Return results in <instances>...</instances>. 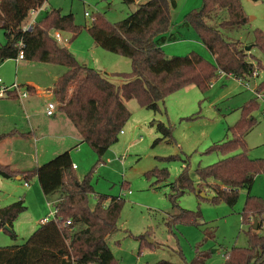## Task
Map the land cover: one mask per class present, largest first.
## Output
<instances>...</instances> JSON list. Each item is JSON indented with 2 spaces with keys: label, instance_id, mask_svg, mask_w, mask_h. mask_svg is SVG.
<instances>
[{
  "label": "trees",
  "instance_id": "1",
  "mask_svg": "<svg viewBox=\"0 0 264 264\" xmlns=\"http://www.w3.org/2000/svg\"><path fill=\"white\" fill-rule=\"evenodd\" d=\"M122 1L132 5L138 0ZM45 2L0 0V28L6 37V41L0 44V63L16 58L22 42L25 60L66 67L53 88L59 111L71 120L82 140L99 158L118 142L119 134L131 116L125 100L135 98L143 107L157 111L159 103L167 96L189 85L205 91L220 74L246 81L255 73L258 75L259 70H264V60L246 51L243 41L232 36L249 22L242 0H204L202 6L187 13L180 24L196 32L213 55V61L195 51L171 57L165 53L163 45L181 37L179 32H171L174 25L172 11L177 0L138 3L135 11L114 23L101 14L96 15L88 27L94 42L131 59L132 71L119 74L122 78L119 84L114 83L107 73L79 62L69 48L53 38L52 31L79 30L72 13L62 14L60 9H52L37 19L30 29L24 30L31 11ZM251 47L264 58V30H253ZM28 90H34L33 86H27ZM256 91L264 94L263 82L256 86ZM256 98L241 107V117L229 127L232 138L212 146L225 157L197 169L201 181H216L207 184L215 191L213 202L224 200L234 205L240 190L250 191L256 175L264 170V159L251 158L245 140L258 122L253 114L260 108ZM157 127L163 138L173 139L172 128L162 122ZM14 135L26 137L28 133L17 130L1 133L0 142ZM73 164L69 150L24 171L0 163V176L8 179L21 176L28 183L36 177L47 200L57 201L54 204L55 218L41 223L22 245L0 247V264H118L107 236L118 228L124 199L97 193L90 182V173L82 181L78 180ZM152 172L164 178L167 176L166 169ZM172 187L175 193L170 197L174 207L179 209L172 221L195 222L200 211L185 210L177 202L186 189L195 190L188 166ZM202 190L203 185L198 192ZM92 196L96 199L93 205ZM26 208L23 199L0 207V231H7L15 239L14 223ZM262 212L264 203L249 193L242 211L243 221L250 223V218L255 217L257 228L254 229L255 222L250 223L248 246L232 247L222 264H264V222L258 217ZM69 220L70 223L66 224ZM153 264L176 263L162 259Z\"/></svg>",
  "mask_w": 264,
  "mask_h": 264
},
{
  "label": "rangeland",
  "instance_id": "2",
  "mask_svg": "<svg viewBox=\"0 0 264 264\" xmlns=\"http://www.w3.org/2000/svg\"><path fill=\"white\" fill-rule=\"evenodd\" d=\"M146 1L138 0L136 4L127 5L122 0H46L39 13H30L25 26L52 9H60L62 14L72 13L79 30H60L69 42L59 44L69 46L81 63L108 73L112 81L119 84L122 81L119 74L132 71L131 59L100 47L94 42L88 27L98 14L114 23L135 11L138 3ZM203 1L177 0L172 11L174 24H181L186 14L200 8ZM242 3L249 22L232 36L243 41L246 51L264 60L263 55L251 47L253 30H264V0H242ZM176 28L181 32V37L164 46L168 56H185L195 51L210 61L214 60L192 28L179 25ZM5 41L4 30L0 28V44ZM92 44H96L94 48ZM44 63L22 60L17 64L15 58L5 60L0 63V78L5 83L9 81L8 85L16 82V77L18 84L25 83V78L29 77L46 81V73L41 69L44 68ZM50 66L47 68L66 70L63 65ZM258 73L257 77L246 81L220 74L205 91L196 85H189L167 96L164 102L159 103L160 109L157 111L143 107L135 98L125 100L131 116L123 127V133L119 134L118 142L101 158L87 142L79 143L71 150L73 162L78 167V180L82 181L90 173V182L97 193L110 197L122 196L124 199L118 228L107 236L108 245L118 264H153L162 259L176 264H222L232 247L248 246L247 230L250 229V223H254L255 217L250 218V223L243 221L242 211L249 193L264 203V170L256 175L250 191L240 190L236 203L231 206L224 200H211L215 191L207 184L216 181H201L197 169L225 157L212 146L232 138L229 127L241 117V107L256 98V86L264 83V70H259ZM246 83H249V88ZM25 90L27 91V87L23 86L22 91ZM7 97L8 93L4 99ZM27 98H30L29 111L38 113L35 121L40 124V128L36 126L35 129L42 137L45 121L48 120L42 113L44 100L29 97V92ZM27 98L24 100H28ZM256 99L260 108L253 114L258 122L247 133L245 140L249 156L264 159V94L262 98ZM4 109L23 116L22 104L18 100L15 105ZM63 114L57 111L58 116ZM23 120L26 119L17 118L20 123ZM159 122L172 128V140L163 138L157 127ZM159 138L162 139L157 141ZM32 139L28 138L31 144L25 139H12L13 155L27 168L37 165L36 148ZM53 141L55 140L50 138L36 143L38 150L50 149ZM55 155L57 154H49L45 160H40L41 164ZM186 166L195 190L186 189L177 202L185 210L200 211V215L195 222L172 221L173 216L179 213L170 197L175 193L172 184ZM156 169H166L167 176L164 178L152 172ZM24 183V178L8 179L0 176V207L20 199H23L27 207L14 223L17 234L15 239L7 231H0V247L22 245L41 224V220L54 213L55 207L48 203L38 179L35 177L29 181L31 187ZM202 185L203 190L199 193L198 189ZM201 193L211 198H204ZM95 201L92 196L91 204ZM258 217L264 222V212Z\"/></svg>",
  "mask_w": 264,
  "mask_h": 264
},
{
  "label": "crops",
  "instance_id": "3",
  "mask_svg": "<svg viewBox=\"0 0 264 264\" xmlns=\"http://www.w3.org/2000/svg\"><path fill=\"white\" fill-rule=\"evenodd\" d=\"M177 25H179V27H180L179 23L174 24L171 32H173V33L179 32V34H181L179 29L176 28ZM169 42H173V41H169ZM169 42L165 43L163 45V47L168 46ZM92 45H93L92 48H94V46L96 44H92ZM66 47L72 50V48H70L69 46H66ZM213 59H214V57H213ZM20 61H22V60H20ZM20 61H16V63L19 64ZM50 65H52V63H44V68H41V69H44V71L46 73V76H47V77H45L46 81L37 80V79H34L32 77H29V78H25V83H19L22 87L23 86L24 87L33 86L34 90H32V91L28 90L29 97L32 96V97H37V98L44 100V108L42 110V113H43V115H45V119H46V117H48V120L45 121V123H46L44 126L45 130L42 132V137H40V135H38L36 133V129H35L36 126H38L40 128V124L35 121V118H37L38 113H35V112L32 113L29 111L30 98L26 97L28 100H24L25 98H20L17 94L16 95H8V97L6 99H4L5 95L0 96V134L11 131V130H17L20 133H28V136H26L25 138L23 136H20V135H14L13 137H9V138L3 140L2 142H0V163L10 165L11 168H13V169H18L21 171L31 169V168L25 167L13 155V150L11 147L13 145V142H12L13 138L25 139L27 141H30V140H28V138H30V139L33 138L32 142L36 148V159H35L36 164H37L36 166L41 165L40 160H45V158H47V156H49V154L50 155L51 154H59L63 151H67V150L71 151L74 148H76L79 143L84 142L82 140L80 134L78 133L77 129L75 128L74 124L71 122V120L65 114L59 115V116L57 115V111L59 110V105L57 106V110H56L54 115L49 116L46 113V108H47L48 102L55 101L58 104L57 100L54 97L53 88H54L55 81L57 80L59 75H61L64 72L61 70L58 71L54 68H52V69L47 68V67H51ZM109 76H111V75H109ZM17 81H18V78L16 77V82ZM3 83L8 85L9 81H7V83H5L3 80ZM17 100H18V102H20V104H22L23 116L20 113L11 112V111H7L6 109H4V107H6V106L15 105V101L17 102ZM17 115H19V117H17ZM22 117L26 120L21 121L22 123H20V121H17V118L20 120ZM50 138H53L55 140V141H53L54 144L49 146V147H51L50 149H52V151L49 148H45V150H41V149L38 150L39 147L37 146L36 143H40V142L44 141L45 139H50ZM30 144H31V141H30ZM71 156H72V154H71ZM72 161H73V159H72ZM76 169H78V167ZM15 178L21 179V176H16ZM25 183H28V182H25ZM25 183H24V185H25ZM27 187H31L30 183H29V186H27ZM34 189H35V191H37L36 186L34 187ZM48 203L50 205L52 204L54 206V204H56L57 201L56 200H52V201L48 200Z\"/></svg>",
  "mask_w": 264,
  "mask_h": 264
},
{
  "label": "built area",
  "instance_id": "4",
  "mask_svg": "<svg viewBox=\"0 0 264 264\" xmlns=\"http://www.w3.org/2000/svg\"><path fill=\"white\" fill-rule=\"evenodd\" d=\"M41 7H37L36 9L32 10L31 13H38L40 12ZM88 15V13H86ZM36 20L33 19L31 22H29V25L27 24L26 26L24 25V30L30 29L31 25L35 22ZM53 38L58 42V43H68L69 39L64 37L63 34L57 30L52 34ZM20 46V50L19 53L17 55V57L15 58L16 61H20V60H24L25 59V54H24V50L22 49L24 47V44L22 42L19 43ZM257 76V73L254 74V77ZM247 87L249 88V83H246ZM11 92H15L20 98H26L28 96V92L22 91V86L20 84H18L17 82L12 83L11 85H6L3 83L2 78H0V96H4L6 93H8V95H10ZM254 94L257 98H262L263 94L259 93L256 91V89L254 90ZM57 106L58 104L55 101H50L47 104V108H46V113L49 116H52L55 114L56 110H57ZM262 116L264 118V107L262 109ZM121 133H123V130L121 131ZM73 168H77L76 164H73ZM26 186H29V183H25ZM122 197V196H121ZM55 218V209H54V213L51 217H45L41 220L40 223H46L47 221H49L50 219H54ZM70 220L67 221L66 224H69Z\"/></svg>",
  "mask_w": 264,
  "mask_h": 264
},
{
  "label": "water",
  "instance_id": "5",
  "mask_svg": "<svg viewBox=\"0 0 264 264\" xmlns=\"http://www.w3.org/2000/svg\"><path fill=\"white\" fill-rule=\"evenodd\" d=\"M201 196L204 197V198H208V199L211 198L210 196H208V195H206L204 193H201ZM256 221H257V219L255 218V220H254V222H255L254 229L257 228ZM5 228H6V230H9L10 231V227L9 226H6Z\"/></svg>",
  "mask_w": 264,
  "mask_h": 264
}]
</instances>
